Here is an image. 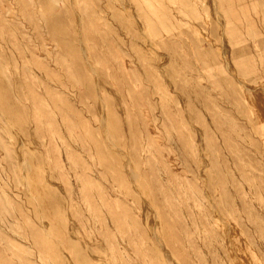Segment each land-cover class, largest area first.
<instances>
[{
    "label": "rangeland",
    "instance_id": "rangeland-1",
    "mask_svg": "<svg viewBox=\"0 0 264 264\" xmlns=\"http://www.w3.org/2000/svg\"><path fill=\"white\" fill-rule=\"evenodd\" d=\"M167 3L162 71L140 7L0 0V264H264V0Z\"/></svg>",
    "mask_w": 264,
    "mask_h": 264
},
{
    "label": "crops",
    "instance_id": "crops-1",
    "mask_svg": "<svg viewBox=\"0 0 264 264\" xmlns=\"http://www.w3.org/2000/svg\"><path fill=\"white\" fill-rule=\"evenodd\" d=\"M160 1V7H158L156 4L153 3L152 0H113V7H114V18L118 19V25H119V29L121 28V25L123 24L124 28L127 30L128 34L126 37H122V35L120 34V32L117 34V32H114V35L117 39L118 37V42L119 44L124 43V47H123V53H128L130 52L131 54H135L136 52V34L133 32V30L131 29L130 23H131V18L129 16H127L124 12L123 9H125V7H131L132 10L137 9V7H140L145 14L148 16V29L151 32V39L154 40L155 42H157V40L159 39V44L161 47H163L164 51L166 52L165 55H161V70L164 71L165 69H168V66H164L163 64L165 63V60H168V44L170 41V30L173 29V27L170 26V13H169V7H168V3L167 0H159ZM123 7V9H122ZM203 7V6H202ZM118 8V10H117ZM122 9V10H121ZM133 10V12L131 14H133V16L135 15V11ZM121 15H123V17L121 18ZM196 14L194 13L192 16H195ZM200 17V20L202 18V14L200 13V16H196V19H198ZM224 20H225V35H229L230 37H232L233 34V23L236 21L238 22V16H235V20H234V16L231 13H228V11L226 10V13L224 15ZM128 23H127V20ZM243 16H242V20H241V28L242 30L245 28V20L249 21L250 23H256V32L253 30V26L250 27V30L247 31L246 35L251 37L249 39H261L264 33V25L262 24V31L259 30L258 28V23L263 19V23H264V16L263 15H256L255 16V20H249V19H245L243 20ZM120 20H123V22H121ZM199 20V21H200ZM126 25H128V27L126 28ZM180 27V24L178 25V28ZM131 29V31H130ZM243 33V31H242ZM174 36H171V38H173ZM232 39V38H231ZM254 39V40H255ZM117 45H114V53L116 55H118V53L122 54V52H120L117 49ZM130 50V51H128ZM128 51V52H127ZM262 54H264V52H262ZM127 61V60H126ZM129 64H130V69H129V75L132 73V70L136 69V65L131 66V62L128 60ZM141 62V61H140ZM136 63V62H135ZM143 63V62H142ZM145 69H150L149 66H146Z\"/></svg>",
    "mask_w": 264,
    "mask_h": 264
},
{
    "label": "bare ground",
    "instance_id": "bare-ground-1",
    "mask_svg": "<svg viewBox=\"0 0 264 264\" xmlns=\"http://www.w3.org/2000/svg\"><path fill=\"white\" fill-rule=\"evenodd\" d=\"M27 188V187H26Z\"/></svg>",
    "mask_w": 264,
    "mask_h": 264
}]
</instances>
